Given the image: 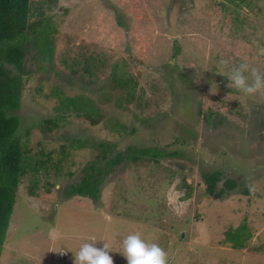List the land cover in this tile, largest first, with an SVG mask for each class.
Listing matches in <instances>:
<instances>
[{"label": "rangeland", "instance_id": "1", "mask_svg": "<svg viewBox=\"0 0 264 264\" xmlns=\"http://www.w3.org/2000/svg\"><path fill=\"white\" fill-rule=\"evenodd\" d=\"M30 11L51 28V52L43 58L33 34L22 49L13 113L26 170L0 264H73L92 237L109 245L114 264H127L122 240L135 232L158 243L168 264H264V94L237 91L218 63L264 71V0H30ZM111 71L129 83L115 86ZM54 90L85 111L56 110ZM127 146L177 155L120 158L96 199L64 195L85 165ZM35 159L46 166L30 196ZM202 171L235 186L218 194L220 180L207 194ZM241 223L249 236L231 248L225 230Z\"/></svg>", "mask_w": 264, "mask_h": 264}, {"label": "trees", "instance_id": "2", "mask_svg": "<svg viewBox=\"0 0 264 264\" xmlns=\"http://www.w3.org/2000/svg\"><path fill=\"white\" fill-rule=\"evenodd\" d=\"M31 15L30 0H0V250L14 194L18 182L26 170V160L22 154L17 135L19 119L13 113L19 106L18 96L23 85L20 73L22 71V49L25 40L29 38L30 34H33L34 44L38 45L41 56L46 58L51 52L49 42L51 28L50 30L49 28L47 29L49 25L44 24L40 18L30 19ZM41 43L44 44L43 48H41ZM110 76L113 84L117 87L125 86L129 83L127 79L116 77L112 71ZM54 93L57 96L56 110L67 111L70 108L78 111L83 109L79 106L77 100L68 97L62 98L57 90H54ZM82 113L85 114L86 112ZM65 115H55L53 118H47L44 121L50 125L56 124L57 120L66 118L67 116ZM95 121L91 120L90 122L95 123ZM49 127L47 126V129ZM174 155H177V151L165 152L156 146H127L123 153L117 151L99 164L91 162L85 165L82 168V175L79 180L68 184L64 188V195L66 197L79 195L96 199L98 186L102 178L113 170L120 158L127 161H135L137 159L155 160ZM45 166V160L42 159H35L34 162L27 166L33 173L30 179V187L27 190L28 195H35L33 191L36 184L34 173L39 168H45ZM53 166L56 167V164H53ZM201 178L207 194H212L215 183L220 180H222V186L218 189V194L235 186V182L232 179L225 178L220 171H202ZM248 236L244 224L241 223L225 230L223 242L229 244L231 248H235L242 246Z\"/></svg>", "mask_w": 264, "mask_h": 264}, {"label": "clouds", "instance_id": "3", "mask_svg": "<svg viewBox=\"0 0 264 264\" xmlns=\"http://www.w3.org/2000/svg\"><path fill=\"white\" fill-rule=\"evenodd\" d=\"M218 63L221 70H227L228 81L237 91L245 96L264 94V71L248 63L230 66L227 59H221ZM211 83L212 91L216 90L215 83ZM96 242L92 237L81 243L73 256V264H114L109 245L103 243L102 247H96ZM122 248L120 254L127 264H168L167 252L158 243L142 238L139 232L128 234L122 240Z\"/></svg>", "mask_w": 264, "mask_h": 264}, {"label": "water", "instance_id": "4", "mask_svg": "<svg viewBox=\"0 0 264 264\" xmlns=\"http://www.w3.org/2000/svg\"><path fill=\"white\" fill-rule=\"evenodd\" d=\"M178 6L176 3H173L167 14V24L169 26V34L175 35V24L177 18Z\"/></svg>", "mask_w": 264, "mask_h": 264}]
</instances>
